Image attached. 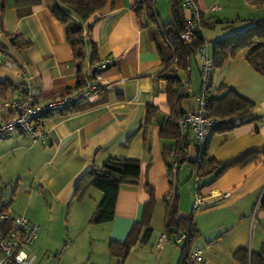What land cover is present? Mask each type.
<instances>
[{"label":"crops","instance_id":"0c3cea01","mask_svg":"<svg viewBox=\"0 0 264 264\" xmlns=\"http://www.w3.org/2000/svg\"><path fill=\"white\" fill-rule=\"evenodd\" d=\"M152 1L157 21L147 24L134 10L138 0H108L106 9L91 23L90 38L97 46L98 62L111 61L104 71L99 92L70 110L44 114L40 123L48 130L47 141L36 142L21 132L12 139L16 138L14 142L19 148L34 152L30 171L38 164L37 180L43 195L52 199V205L61 208L77 202L79 219L90 230L93 241L100 244L99 249L92 246L91 264L186 263L187 259L182 260L184 242L168 241L162 248L158 247L166 227L165 199L171 200L175 194L179 196L180 214L193 212L195 215L199 235L192 251L196 248L204 251V260L198 264H241L246 256L251 263L252 256L264 250V212L260 209L264 194V78L243 54L214 71L213 88L226 83L252 102L251 117L255 120L215 132L209 142L210 157L227 163L250 151L259 154L243 167L228 169L213 183H199L197 171L191 164L197 157L193 132L181 131L188 144L185 141L179 144L173 136L162 132L169 126L168 119L172 115L169 82L162 77L168 74L163 54L169 58L174 50L163 36L153 33L160 26L170 24L173 13L171 0ZM260 1L263 0H196L204 24L225 23L203 27L209 47L217 39L242 31L248 21L262 18L264 4H254ZM59 3L60 0H42L41 5L32 9V14L19 18L14 0H0V54L3 58L0 82L11 85L6 97L15 98L25 78H30L37 88L39 104L66 97L79 87L66 29L52 9ZM185 13L189 19L191 12L186 9ZM15 34H20L31 45L18 50L11 42ZM200 58L193 60L189 77H183L189 92L183 87V98L176 104L181 109L177 111L198 110L197 94L202 81ZM6 60L13 67H8ZM90 66L88 64L84 72ZM182 144L188 146L187 157L185 161H178L175 170L172 161L177 160L176 150ZM110 157L138 160L142 178L139 184L120 189L113 221L90 224L103 196L96 188L85 189L83 179L89 170L102 167ZM146 183L155 189L157 200L151 220L152 238L122 261L110 254L109 244L124 243L132 228L142 222L149 199L144 189ZM29 209L27 204L21 215L38 225L36 218L29 215ZM38 226L36 241L44 231L42 225ZM34 244L28 252L36 264V257L30 252ZM99 258L104 261L100 262Z\"/></svg>","mask_w":264,"mask_h":264},{"label":"trees","instance_id":"16d2710c","mask_svg":"<svg viewBox=\"0 0 264 264\" xmlns=\"http://www.w3.org/2000/svg\"><path fill=\"white\" fill-rule=\"evenodd\" d=\"M14 2L19 18L32 14V9L42 4V0H14ZM171 3L172 22L168 25L160 26L153 35L155 36V33H157L160 37L163 36L174 50L172 56L169 58H165L163 54L168 74L162 75V77L169 82L168 100L172 108V115L168 119L169 126L164 128L162 132L170 134L181 144L183 141L187 143V139L181 135L178 120L187 113H184L182 110L177 111L176 109H181V107L176 104L182 100L184 95L181 94L182 89L183 87L185 89L187 86V83L183 81V77L185 75L186 78L189 77V69L193 60H196L200 56L199 50L208 44L202 32L203 27H214L216 25H225V23L217 21L216 23L210 22L204 24L200 12L201 25L194 32L192 43L187 44L181 38L189 21L185 13L186 9L181 5L179 0H171ZM258 3L262 5L264 4V0L254 2V4ZM107 5L108 0H60L59 5L52 8L54 14L66 29L67 43L72 49L73 61L79 78L78 86L84 83V69L86 66L88 64L92 66L99 61L97 59V46L90 38L92 32L91 23L96 20L97 15L106 9ZM134 10L142 22L144 21L148 24L149 22L157 21V13L155 12L152 0H138ZM159 31H162V33H158ZM11 42L18 50L28 48L31 45L30 42L23 40L20 34L12 35ZM209 54L213 64V74L214 71L228 64L230 59L243 54L251 67L264 78V16L248 21V27L245 30L213 41L209 47ZM201 80L202 89V77ZM10 87L11 85L8 83L0 82V95L5 97ZM211 87L213 90L206 106V113L208 117L221 121V124L215 127L213 134L217 131L223 132L249 122H254L255 119L251 117L254 110L252 102L237 94L226 83L216 88H213L212 84ZM67 110L70 109L62 111ZM235 118H244V120L241 121L240 125H236L233 123ZM210 138L205 145L204 152L199 161L197 160L198 157H196L191 162L192 167L197 171L199 179L196 178V181L199 183L201 181H204L205 184L213 183L228 169L238 166L243 167L255 160L259 154V152L250 151L233 161L222 163L210 157L208 153ZM187 144L180 145L176 150L177 161H181L182 159L185 161L187 157V154H185V150L188 148ZM195 150L197 153L198 148L195 147ZM141 178L142 170L138 160L110 157L102 167H95L89 170L83 179L85 182L84 188L93 187L103 193V199L92 215L90 224H104L113 221L120 189L125 185L139 184ZM144 189L149 199L145 204L142 222L132 228L124 243L111 242L109 244L110 254L116 258H120L122 261L127 259L138 246L148 244L152 238L151 220L157 203L156 191L149 183L145 184ZM165 203L167 207L165 233H167L169 241L174 244H178L177 240L181 236H186L185 242L182 245V260L185 261L193 249V242L199 235L195 215L193 212L189 215L180 214L179 196L176 194L171 200L169 197L166 198ZM9 206L10 204H5L1 207L8 211ZM260 209L264 212V194L260 201ZM36 239L32 242L31 246ZM251 259L252 262L250 263V259L246 256L242 259L241 264H264V250L259 255H253Z\"/></svg>","mask_w":264,"mask_h":264},{"label":"built area","instance_id":"2783aa9c","mask_svg":"<svg viewBox=\"0 0 264 264\" xmlns=\"http://www.w3.org/2000/svg\"><path fill=\"white\" fill-rule=\"evenodd\" d=\"M181 5L191 12L187 27L182 33V40L190 44L193 40L194 32L201 25L200 9L196 0H179ZM86 36V33H85ZM202 65L203 86L197 97L199 107L196 112H189L178 120L181 131L188 129L193 132V144L198 148L197 160L201 158L208 139L213 134L215 127L221 124V121L210 118L206 113V106L212 93L213 84V64L210 60L209 45L202 47L199 52ZM110 60L105 59L89 67L85 72L83 85L79 86L70 95L58 99H52L44 104L36 102L38 93L30 78H25L21 85L18 95L14 97H2L0 95V140L2 138H11L16 133L32 138L34 141H47V128L40 123L41 118L46 113H52L71 109L86 102L93 95L97 94L102 87L104 80V71L110 65ZM0 63H3L0 54ZM8 67L13 64L6 60ZM189 92L188 87H185ZM240 118H235L233 123L240 125ZM173 167L177 168L178 161L174 158ZM39 226L33 224L23 215H12L7 210L0 207V264H34V257L28 252V248L37 238ZM186 236H181L178 244L185 242ZM168 235L164 233L158 243L162 248L168 242ZM204 260V251L196 248L187 257L184 264H198Z\"/></svg>","mask_w":264,"mask_h":264},{"label":"rangeland","instance_id":"374dc122","mask_svg":"<svg viewBox=\"0 0 264 264\" xmlns=\"http://www.w3.org/2000/svg\"><path fill=\"white\" fill-rule=\"evenodd\" d=\"M244 27L243 30L248 24ZM204 31L208 32V29ZM216 77H219L218 73ZM15 140L12 137L0 140V207L10 204L8 212L21 215L28 204L29 215L34 216L35 222L44 228L30 251L36 257V264H91L90 260L94 257L92 246L99 249L100 244L93 241L90 230L79 219L77 202L61 208L60 205H52V199L43 195L37 180L35 170L38 164L34 171H30L29 165L34 164L31 162L35 158L34 152L19 148ZM34 189L36 192H33ZM95 191L103 196L100 190ZM99 261L104 259L99 258Z\"/></svg>","mask_w":264,"mask_h":264}]
</instances>
